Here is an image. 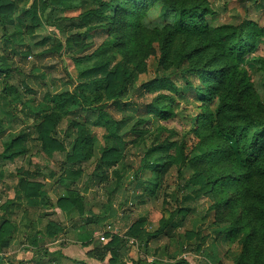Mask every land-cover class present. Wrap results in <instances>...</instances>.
Returning <instances> with one entry per match:
<instances>
[{
	"label": "rangeland",
	"instance_id": "374dc122",
	"mask_svg": "<svg viewBox=\"0 0 264 264\" xmlns=\"http://www.w3.org/2000/svg\"><path fill=\"white\" fill-rule=\"evenodd\" d=\"M38 2L25 0L5 11L0 67L13 71V78L0 86V93L12 88L37 106L47 92H73L78 68L104 64L132 77L120 95V109L109 106L118 100L109 94L95 105L106 107L115 120L127 119V128L133 125L139 135L110 157L113 163L98 170L103 171L99 177L94 172L102 159L104 131L89 126L91 144L80 145L70 175L62 168L64 155L41 152L36 122L15 108L12 124L0 137V220L6 222L0 229V264H34L36 257L48 254L60 255L59 264H238L249 259L264 264V152L249 168L223 133L227 126L242 124L264 131V40L241 62L214 63L218 52L208 48L209 37L177 32L174 19L163 16L162 0H57L63 10L54 13ZM166 2L193 10L209 30L243 19L264 28V0ZM34 3L35 19L19 27L17 35L21 8ZM91 10L104 16L103 22L74 29L71 18ZM4 32L15 34L14 39H4ZM163 57L168 58L164 63ZM225 65L233 66L227 80L210 92L206 72ZM195 69L205 79L193 75L192 95L185 92L182 99L186 81L180 73ZM164 75L177 86V94L140 89ZM158 95L174 100L164 104L167 114L141 122L137 112ZM72 122L60 121V139L70 129L74 140L84 128H71ZM161 144L169 145L170 166L163 173H144L139 177L144 190L134 191L140 156ZM6 145L10 159L2 158ZM28 187L45 192L47 205L39 197L28 202L23 195ZM58 222L62 231L55 239H46L39 249L28 245L30 236ZM116 239L118 257H113L105 245Z\"/></svg>",
	"mask_w": 264,
	"mask_h": 264
},
{
	"label": "trees",
	"instance_id": "16d2710c",
	"mask_svg": "<svg viewBox=\"0 0 264 264\" xmlns=\"http://www.w3.org/2000/svg\"><path fill=\"white\" fill-rule=\"evenodd\" d=\"M25 0H0V24H6L8 17L5 14L6 10L14 9L15 6L19 5ZM43 8L50 9L52 13L56 10L61 9L62 6L55 4L57 0H38ZM163 1V6L161 10L164 12V17H170L175 21V29L179 33L189 34V35H199L206 36L210 39V45L208 48H214L218 54L212 57L214 63H218L220 60L235 63L241 62L250 54L257 50L259 39L264 40V28H259L253 25L248 20H241L237 24L221 26L214 30H209L202 26L199 22L200 19L195 15L193 10H184L180 7L172 5L166 0ZM38 2V3H39ZM37 3V4H38ZM35 3L29 8H21V15L17 17L16 25L17 28L14 29V33L17 35L20 33L21 26L28 22H32L35 19ZM105 9L109 8V5L104 6ZM104 16L98 14L96 11L91 10L82 14L81 16L71 18V24L74 29H82L84 27H90L93 22H103ZM8 23H11L10 21ZM15 34L7 35L3 33L4 39L13 40ZM20 42V41H19ZM70 39L67 40L69 44ZM60 47V46H58ZM206 47L197 48L194 50L196 53H200ZM192 55V54H190ZM183 58H188V56H183ZM168 58L163 57L162 63L167 61ZM76 66L80 67V60L75 61ZM256 64H261V60L256 59L254 61ZM233 66H223L217 68L216 70L207 71L206 74L209 75L208 78L202 76V72L195 70L182 71V75L186 81L184 87H182V94L180 97L185 98L184 93L187 92L188 95H192V82H190L193 75H197L203 80L205 79L210 84L207 85L210 92L215 93L220 90V86L224 83L231 72ZM13 71L9 68L0 67V86L9 84L10 80L13 78ZM78 80L76 87L73 92L67 89L61 90L59 92H47L42 96V100L37 106L31 105V100L24 99V95L10 88L4 95L0 93V137L4 133L5 128H9L12 124L14 109L18 106L21 107L24 115L31 118L36 122L34 133L38 136L40 141V151L49 153L50 157L54 154L64 155V166L63 171L71 175L70 168L75 164L76 155L80 150V145L87 142V145L91 144V139L88 136V127H97L104 131L103 133V146L101 148L100 158L98 162V167L95 168L94 175L102 177L103 171L97 173L101 168L108 167L113 162L110 161V157L114 153H121L125 151L128 146V139L131 137H136L139 135L134 128H127L128 120L123 117L120 120H115L109 112L105 110L106 107L95 105L98 104L102 96L109 94L107 97H115L118 100L111 103L109 106L116 107L120 109L123 104L120 103V95H123L126 91L127 83L130 82V74L126 72L115 69L109 70L104 64H96L91 68H78ZM129 75V76H128ZM2 77V78H1ZM128 77V78H126ZM127 79V80H126ZM25 92L29 90L26 83L23 82ZM170 77L164 75L162 77L154 78L149 82L141 85L140 89L144 93L155 94L161 91H169L170 93H176L178 89L176 88ZM199 95V92L196 93ZM173 98L169 95H158L150 103L143 106L140 112H137V116L141 117V122H149L157 116L166 115L164 107L167 102H173ZM187 104H190L188 99L185 100ZM95 105V106H94ZM169 113V112H168ZM81 114L85 116L82 117ZM71 118L72 124L71 128L82 129L80 133L78 130L75 135V139L72 140V131L67 130L65 137L60 139L56 134V127L62 119ZM83 118V121H81ZM146 119V120H145ZM250 124L242 125H231L223 128V133L225 136L234 143L236 151L238 150V156L241 158L248 167L251 168L258 161V156L261 152H264V131L258 132L252 131ZM79 134V135H78ZM84 145V144H83ZM12 146V144H11ZM169 145L161 144L146 150L139 158L137 167L135 168V181L134 191L144 190L145 182L139 177L146 172H151L153 174L163 173L170 166V161L166 159L165 154ZM9 145H6L4 152L2 153L3 159H10L12 154L10 153ZM82 149L83 146H82ZM11 155V156H10ZM107 158V159H104ZM264 173V170H263ZM49 178H53L54 174L50 172ZM60 182H63L61 180ZM26 193H24V198L31 202L30 199L39 197L40 201L47 205V196L45 192L39 190L38 188H27ZM19 193V192H18ZM6 222L0 220V229L4 226ZM57 225L47 226L46 232H36L30 236L28 240V245L31 248L39 249L46 239L53 240L62 231L61 227ZM97 228L93 229L90 234H94ZM118 239L111 240L109 244L105 245V248H109L110 253L113 257H118ZM114 245V246H113ZM1 251V249H0ZM37 251V250H36ZM35 251V253H36ZM35 256V255H34ZM36 257L34 264H59L57 258L60 257L55 254H48ZM84 264V263H82ZM167 264H187L184 261H176L174 263ZM238 264H255L253 260H241Z\"/></svg>",
	"mask_w": 264,
	"mask_h": 264
}]
</instances>
